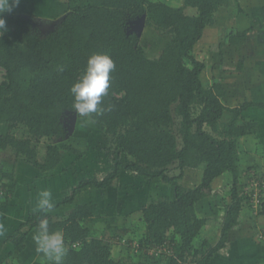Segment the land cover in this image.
Returning a JSON list of instances; mask_svg holds the SVG:
<instances>
[{"label":"trees","instance_id":"1","mask_svg":"<svg viewBox=\"0 0 264 264\" xmlns=\"http://www.w3.org/2000/svg\"><path fill=\"white\" fill-rule=\"evenodd\" d=\"M60 1L64 12L47 32L14 8L0 17L6 22L0 35V155L9 151L14 160L48 177L62 153H78L65 143L68 118H84L72 110L70 88L92 54L106 53L115 68L102 107L111 105L112 110L93 118L107 139L110 166L102 177H83L69 187L53 212L35 211L21 220L6 237L13 251H23L43 219L64 234L69 250L64 264H212L248 242L264 249V195L255 208L252 191L245 195L247 182L264 173L241 167V140L258 126L244 112L264 109V103L245 101L229 107L225 88L203 78L207 65L195 53L219 9H235L237 20L246 15L239 0ZM141 17L142 31L164 39L152 55L132 28ZM248 19V29L225 34L228 45L246 40L253 28ZM187 170L200 174L192 186L183 184ZM123 171L173 184V196L159 197L130 214L125 237H106L87 226L92 210L75 200L87 190L112 189ZM221 178L226 185L215 191ZM17 185L13 173L0 168V218ZM206 201L223 211L219 223L200 214ZM61 208L65 212L58 215ZM111 214L109 219L116 218ZM244 216L247 221H241ZM242 232L247 240H240ZM119 239L125 240L127 254L113 258L112 242ZM159 248V254L148 255Z\"/></svg>","mask_w":264,"mask_h":264},{"label":"rangeland","instance_id":"2","mask_svg":"<svg viewBox=\"0 0 264 264\" xmlns=\"http://www.w3.org/2000/svg\"><path fill=\"white\" fill-rule=\"evenodd\" d=\"M26 1L21 0L20 2ZM239 2L240 7L245 11L246 15L237 20L239 13H236L235 9H219L216 12L214 24L205 29L202 39L196 46L195 53H197V58L203 60L207 65L203 73L204 79L210 83L212 80L220 82L225 88L226 93L237 94V100H240L242 95L247 96L251 95V93L264 99V83H261L264 81V0H239ZM63 3L60 0H35V2L31 1L27 3V11L18 10L16 12L32 16L31 21L33 25L39 26L42 32H47L51 29V26H48V24H51L52 20L63 14L65 9V4ZM17 7L22 8L23 6L20 4ZM248 18L252 20L253 28L248 32L246 40L235 46L228 45L225 34L230 31L231 33H235V31L248 29L250 27ZM132 26L133 29L137 28V24ZM141 38L148 49V55H152L160 50L164 42V39L160 35L149 30L142 31ZM3 75L4 71L0 68V82ZM259 83H261V86L257 88L260 89L254 88V90L248 88L258 86ZM225 103H228L227 99ZM85 119L83 118L79 122H76L75 119L73 131L70 135L66 136L65 140V143L70 144L78 153H62L61 166L58 167L56 172L47 177L56 178L57 176L55 175H60L65 180L66 187L71 184V180L76 184L83 177L100 178L108 171L110 166V161L105 156L107 139L102 133L101 126L97 123L87 125L84 122ZM0 162L2 169L5 168L7 172L14 170L13 165H10L9 151L0 155ZM23 170L19 175L21 181H23L25 174ZM199 177V171L187 170L183 184L192 186L199 181ZM226 178L227 180L229 179L227 176ZM227 180L221 178L216 181L214 184L215 191L223 188ZM89 194L91 195L92 192H89ZM167 196L172 198L173 184H164L160 180H143L133 173L123 171L116 186L108 190L103 196L104 199H102L101 205H98L96 200H93L91 206L97 215V219H93L90 222V227H94L96 232L104 228L107 225L106 223H109V214L113 212L114 204L118 207V205L131 203V210H128L126 207L119 212V214L124 215V211L128 210L129 213H132V210L135 211L136 209V212H138L140 208L148 203H152L157 198ZM213 205L215 204L212 201L204 202L202 207L204 214L201 213L202 211L200 214L202 216L206 214L207 217H211L209 219L212 220V223H219V220L223 216V211L221 209L215 210V207H212ZM58 212L60 214L64 213L65 208L60 209ZM136 212L133 214H136ZM122 218L124 220H121ZM122 218L115 220L116 223L113 224L117 231L113 233L107 230L106 237H110L111 235L125 237L127 228L129 230L131 219L125 222L124 216ZM245 219L246 216L242 217L241 221H247ZM253 224L255 226V223ZM32 233L30 235L33 240L35 232ZM214 236L215 234L212 236L213 240L215 239ZM29 240L31 239L28 238L27 241ZM119 240L116 241V244H120ZM210 240L212 241V238ZM119 250L121 249L119 248L117 251L112 249L110 252L111 257L119 258L122 253ZM12 252V254H16V252ZM28 253L30 256L27 258V264H45L42 257L36 253L35 244L30 247ZM247 253L246 247L242 246L240 248L239 246V250L232 249L231 252H227L221 256L219 258L220 261L212 264H254ZM243 258L246 259L244 262Z\"/></svg>","mask_w":264,"mask_h":264},{"label":"crops","instance_id":"3","mask_svg":"<svg viewBox=\"0 0 264 264\" xmlns=\"http://www.w3.org/2000/svg\"><path fill=\"white\" fill-rule=\"evenodd\" d=\"M31 1L35 2V0H27L26 2H23V3L20 2L19 5L22 4L23 7L21 8V7L16 6L14 7L15 11H18V10L27 11V3ZM261 83H264V81H262ZM261 83H259L258 86H255V87L252 86L248 88L260 89L257 87H260ZM253 94L254 93H251V95H247V96L242 95V98L240 100L239 99L237 100L236 93L230 94L229 92H227V95H226V99L228 101L227 105L229 107H234V106L242 104L245 101L264 103L263 98L253 95ZM244 115L249 120L255 121L258 124V126L253 135L241 140V143H242L241 167L246 168V169L250 167H254L257 170V172L264 173V109H261L258 107H251V108H248V110L244 112ZM10 159H11L10 165H13V169H14L13 171L10 170L7 172L5 168L2 169L1 162H0V168L6 174L13 173L15 180L18 182V185L15 191L13 192L12 197L10 198L11 205L9 204V206L2 207L3 209H1L2 218H0V224L4 226V231L2 234H0V264H6V263L7 264H27L26 263L27 258L30 256L28 251L30 250V247L34 244L32 240V236L30 235L31 237L29 239L31 240L27 241L28 243L26 242V246L23 249V251L16 252V254H12L13 253L12 245L6 242V237L18 227L21 220H25L27 218L29 213L36 211L35 204H36V198H37L38 191L42 189H50L53 194V202L55 204L61 200L64 193L67 192L68 188L73 186L74 183L71 180V184H69L66 187L65 180L62 179L60 175H55L57 176L56 178L54 177L47 178V175H43L39 173L35 168L31 167L24 161L14 160L11 156H10ZM60 166L61 165L59 164L58 167ZM17 169L19 170L17 171ZM22 170L25 171V174L23 176V181L19 179V175L22 172ZM89 192H92V194L90 195ZM107 192L108 190H87L79 194L75 200V204H85L88 207H90V209L92 210L93 216L89 219V222L87 225L91 229L96 230L94 227H90V222H92L93 219H97V215L95 211L93 210L91 204H93V200L94 201L96 200V203L98 205H101L102 199H104L103 196ZM114 206L115 207L113 208V214H115L118 219L114 218L113 221H112L113 218L109 219V223H106L107 225L101 229V231L105 233L107 230L113 233L117 231L115 229V226L113 225L114 223H116L115 220H120L123 216L124 217L128 216L137 211L135 209V211L132 210V213L128 212V210H131V203H125L123 205H118V207L116 206V204H114ZM126 207L128 210L124 211V215L119 214V212ZM59 210L60 209H58V211ZM58 211H57L58 215H61ZM110 215L112 214H109V216ZM121 220H124V219L122 218ZM125 222H128L127 218H125ZM126 231H128V228ZM246 235L247 234L245 232L244 233L242 232L241 234H239L240 240H245ZM249 240L251 239L249 238ZM244 245H246V251H248L247 255L248 257H250L251 262H253L254 264H264L263 246L256 247L255 244H253L252 242L245 243ZM119 248L121 249L119 251H122L121 256L119 257H125L127 254L125 247H123V245L116 244V242L115 243L112 242L111 250L114 249L115 251H117ZM245 260L246 259L243 258V262Z\"/></svg>","mask_w":264,"mask_h":264},{"label":"clouds","instance_id":"4","mask_svg":"<svg viewBox=\"0 0 264 264\" xmlns=\"http://www.w3.org/2000/svg\"><path fill=\"white\" fill-rule=\"evenodd\" d=\"M20 0H0V17L5 12H11L12 8L18 6ZM5 20L0 18V35L5 28ZM115 64L106 53L92 54L86 64L83 75L72 85L70 93L73 97L72 110L78 117H84L85 124L93 125L97 121L93 118L103 115L105 111H111L112 106L106 109L102 107L103 97L108 95L110 88V73ZM63 71V68L60 69ZM35 210L42 213H51L55 210L53 194L50 189L38 191ZM4 226L0 224V234ZM36 253L42 257L45 264H64L68 255L64 234L61 230L50 229L47 219L40 220L33 236Z\"/></svg>","mask_w":264,"mask_h":264},{"label":"built area","instance_id":"5","mask_svg":"<svg viewBox=\"0 0 264 264\" xmlns=\"http://www.w3.org/2000/svg\"><path fill=\"white\" fill-rule=\"evenodd\" d=\"M249 188H246L245 190V195H247V190H251L252 191V199H251V203L254 204V208L257 206V203H259L260 198L262 197V195H264V177L262 176H257V177H253L252 179H250L248 182ZM118 241V240H116ZM120 245H125L126 242L124 239H120ZM133 247H136L137 244L135 242L132 243ZM161 252V249H155V250H150L148 251V255H152V254H159Z\"/></svg>","mask_w":264,"mask_h":264},{"label":"water","instance_id":"6","mask_svg":"<svg viewBox=\"0 0 264 264\" xmlns=\"http://www.w3.org/2000/svg\"><path fill=\"white\" fill-rule=\"evenodd\" d=\"M143 25H144V17H141V18L138 19L137 28L135 29L136 32L138 33V35L141 34V31L143 29ZM48 26H51V28H52L53 27V23L48 24ZM74 123H75V116L73 115V116L69 117V122H68V126H67V130L68 131H67V135L66 136H68V135H70L72 133L73 127H74Z\"/></svg>","mask_w":264,"mask_h":264},{"label":"flooded vegetation","instance_id":"7","mask_svg":"<svg viewBox=\"0 0 264 264\" xmlns=\"http://www.w3.org/2000/svg\"><path fill=\"white\" fill-rule=\"evenodd\" d=\"M68 122H69V120H68Z\"/></svg>","mask_w":264,"mask_h":264}]
</instances>
